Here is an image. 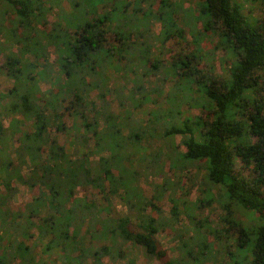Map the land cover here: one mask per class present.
I'll list each match as a JSON object with an SVG mask.
<instances>
[{"label": "trees", "instance_id": "16d2710c", "mask_svg": "<svg viewBox=\"0 0 264 264\" xmlns=\"http://www.w3.org/2000/svg\"><path fill=\"white\" fill-rule=\"evenodd\" d=\"M242 1L196 0L189 7L183 0H0V33L6 30L2 14L11 11L17 22L5 32L9 41L21 39L19 28L33 31L36 36L24 40L22 53L36 57L51 47L57 67L48 73L47 58L21 60L14 52L2 64L11 85L1 94L7 102L0 109V118H9L7 128L0 119V264H43L40 256L52 250L60 252L64 264L87 259L103 264V255L126 243L161 264H201L204 251L198 256L185 250L170 258L157 236L162 221L146 211L144 198L137 207L130 198V183L139 173L135 165L159 166L156 174L161 175V155L177 171L198 162L206 184L221 186L215 199L228 214L225 221L238 229L237 245L243 250L234 254L243 256L238 264H264V0H257L263 6L260 17L244 13ZM50 10L56 19L41 33L38 27ZM181 21L196 42L189 52L182 47L169 63L158 60L154 46L186 39ZM208 32L218 34L216 43L226 51L221 79L205 74L198 41ZM23 36L27 38L24 31ZM118 63L137 77L130 88L127 81L109 85L106 70H115ZM157 73L160 80L170 81L168 88L147 86L148 77ZM49 74V86L43 88L40 82ZM145 102L157 105L147 111L156 122H134L132 109ZM183 105L198 107V116L185 115ZM66 112L78 118L72 123L71 152L54 134L64 130ZM145 133L162 147L151 160L141 156L135 162L136 145ZM176 135L182 152L169 144ZM236 159L249 168L248 175L236 169ZM124 160L131 166L117 167ZM104 181L111 193L122 192L127 213L103 217L92 201L75 194L79 186L102 188ZM13 185L36 188L37 193L13 209L6 202L14 195ZM170 199L176 215L177 200ZM234 207L253 212L252 237L235 221ZM95 233H106L104 243L85 246L83 240Z\"/></svg>", "mask_w": 264, "mask_h": 264}, {"label": "rangeland", "instance_id": "374dc122", "mask_svg": "<svg viewBox=\"0 0 264 264\" xmlns=\"http://www.w3.org/2000/svg\"><path fill=\"white\" fill-rule=\"evenodd\" d=\"M195 1L196 0H183V3L185 6L193 7ZM44 4L48 5V3ZM242 4L244 13L253 17H260L262 15L263 10L261 8L263 6H261L257 0H244L242 1ZM2 15H4L3 24L5 25L6 30L12 31V29L15 28V24L17 22L16 16L11 11L4 12ZM55 19L56 16L54 10H50L44 14L41 20L44 21V23H40V26L38 27L40 32H44V29L48 28L49 24ZM180 23L181 25L185 26L182 21ZM156 28L157 24H154L153 31L156 30ZM185 29L187 30L184 34V37L186 38L185 40L171 39L161 45L154 46L152 50L154 52V56L156 55L158 60L163 59L166 61V63H169V61L173 59L174 55L183 49L182 47H184L185 51L189 52L190 47H192V44L196 41H194V35L190 34L188 31L189 27L185 26ZM23 31L25 34H27L26 39L23 36ZM5 32L4 34L3 32L0 33V109L1 106L3 104L6 105L7 102V99L1 98V94H5L6 90L11 85V80L10 78L6 77V71L2 65L5 63L4 60L6 59V54L14 52V55L19 59H28L29 61H34L36 59L37 61L40 60V62H43L45 60L42 58H47L45 64L46 72H56L55 70L57 69L55 64L56 55H53L54 53L51 47H46V50L42 54L36 56L38 59L35 57V54L22 53L24 40H28L29 35L36 36L33 31L19 28V37H21V39L18 42L9 41L10 33ZM132 34L137 36V33ZM206 34L207 35L203 40L200 42L198 41V44L204 51L202 61L207 66L205 67V74H215L216 78L218 79L224 78L225 73L223 68L226 60V51L216 43L219 39V36L216 32H208ZM113 46H116V44L114 43ZM114 64L115 56H113L111 59V66L114 67ZM118 65L120 67H118ZM111 66H109L106 70L107 73H110V87L114 85H121L123 82L127 81L130 88L132 80L137 78L135 77V74L131 73L130 71H122L121 63L117 64V68L115 70H113ZM160 76H162L161 73H157L155 78L148 77L147 86L150 87L155 85L157 90L159 87L168 88L170 81L160 80L158 78ZM51 77L52 76L49 74L46 76L47 79L44 82H40L43 88H45V86H49L48 79ZM262 80L264 83V72L262 75ZM94 94V92L91 93V95ZM152 94V96L157 95L154 92ZM157 98L159 99V97ZM114 106L116 105L114 104ZM183 106L185 115L189 117L198 116L200 111L198 107H187L186 105ZM150 108L156 109L157 105H155L153 102H145V104L141 105L140 107L133 108L132 111L134 122L141 121L146 123L147 121H150L151 118L147 112ZM86 112L90 114V103H87L86 105ZM118 113H121L120 110ZM0 119L2 120L3 125L7 128L9 118L2 116ZM63 120L64 130L53 131L60 142L65 144L67 151L71 152L73 150L71 141L73 140L74 133L72 123L73 121L78 122V118H73L69 112H66V116L63 118ZM151 120L152 122H156L155 118ZM75 138L76 135L74 136V140ZM169 144L173 145L177 152H182L184 150V147L181 144V136L179 135L171 138L169 140ZM160 146L162 147V142L160 140L156 139L152 134L145 133L142 136V139L136 145L138 154L133 159V161L137 162V160H139L138 157L141 156H144L142 160L145 162L151 160V157H153L154 153L161 149ZM79 147L81 150H86L87 148L85 146ZM96 155L97 154L92 157L95 158ZM131 163L132 162L129 160H124L122 164L118 163L117 167H129L131 166ZM157 163L161 164V175L156 174V171L160 169L159 166H155L153 169L152 167L148 168L142 165V163L135 165L139 173L130 183V186H132L130 189V198L136 201V207L139 204L142 205V202L139 203V200H143L144 198L143 202L146 205V211L149 214L157 216V218L162 221V229L158 232L157 236L162 248L167 251L168 256L170 258L180 257L182 251L185 250L194 252L195 255L199 256V253L204 251L203 256L201 257V264H215L218 262H225L227 264L240 263V260H242L241 257L243 256L240 255L237 257L234 255L236 250L241 254L243 251L239 250L240 248L237 245L238 229L234 225H229L225 221V218H228V214H226L220 208V204L215 199L218 195V188L220 189L221 186L218 188L208 186L203 180V170L196 161L189 162L188 167L183 171H177L169 168L168 159L164 155L160 156ZM91 164L92 165L90 166H92L93 172L95 173V164L93 162ZM235 164L236 169L240 170V174L243 176L248 175L249 168L243 167V164L240 160L236 159ZM113 172L116 173L115 168ZM104 182V187L102 188H95L93 186H79L76 188L75 194L76 196L92 201L97 209L104 213L102 215L103 217H105V215L118 216L127 213L128 205L124 200L122 192L117 190L115 193H111L108 189V181ZM15 187L13 185L12 188H10V190H14H12L14 195L10 199L8 198L6 201L8 202L7 204L9 207L13 209L17 207L22 208L24 204L30 200L31 195L37 193L36 188H33V190H28L25 186L15 185ZM1 189H3L4 192L7 191L4 189V187H1ZM170 197H173L177 200L178 213L176 215L171 213L170 209L172 206V201ZM136 207H133L132 211L136 210ZM184 210H187L188 213ZM234 210L236 211V207H234ZM128 213H131V211H128ZM45 214L46 212L43 211L41 216H44ZM253 215V212H244L239 208L234 215L235 221H239V223L243 226L246 236L249 238L252 237L254 233ZM227 227L228 229L226 230L225 228ZM105 237L106 233H95L94 235H91L88 240L84 239L83 244L85 246L90 245L93 247H97L99 245L101 246V244L104 243L103 239ZM79 243L80 241H77V244ZM206 243L208 246L206 245L205 247ZM59 255L60 252L52 250L44 255H41L39 260L40 263L43 264H64V260L60 259ZM101 260L103 264H161L160 261L156 259L150 260L143 256L141 253V248L133 246L131 243L124 244L117 252H112L109 255H103ZM90 263V259H87L83 264Z\"/></svg>", "mask_w": 264, "mask_h": 264}]
</instances>
